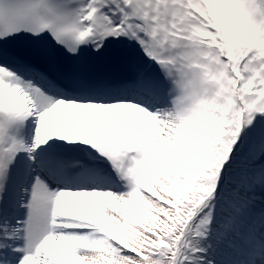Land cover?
<instances>
[{
    "label": "snow or ice",
    "instance_id": "obj_1",
    "mask_svg": "<svg viewBox=\"0 0 264 264\" xmlns=\"http://www.w3.org/2000/svg\"><path fill=\"white\" fill-rule=\"evenodd\" d=\"M0 264H264V0H0Z\"/></svg>",
    "mask_w": 264,
    "mask_h": 264
}]
</instances>
